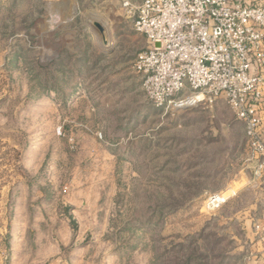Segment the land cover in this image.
<instances>
[{
  "label": "rangeland",
  "instance_id": "374dc122",
  "mask_svg": "<svg viewBox=\"0 0 264 264\" xmlns=\"http://www.w3.org/2000/svg\"><path fill=\"white\" fill-rule=\"evenodd\" d=\"M134 18L0 0V264H264L243 123L223 99L155 106Z\"/></svg>",
  "mask_w": 264,
  "mask_h": 264
},
{
  "label": "built area",
  "instance_id": "2783aa9c",
  "mask_svg": "<svg viewBox=\"0 0 264 264\" xmlns=\"http://www.w3.org/2000/svg\"><path fill=\"white\" fill-rule=\"evenodd\" d=\"M121 1L147 42L133 60L147 98L165 108L223 99L244 125L251 182L264 190V6L242 0ZM222 194L208 196L205 207L221 206L228 199Z\"/></svg>",
  "mask_w": 264,
  "mask_h": 264
},
{
  "label": "crops",
  "instance_id": "0c3cea01",
  "mask_svg": "<svg viewBox=\"0 0 264 264\" xmlns=\"http://www.w3.org/2000/svg\"><path fill=\"white\" fill-rule=\"evenodd\" d=\"M130 2H131V1H130ZM139 2H140V1H139ZM131 3L134 4V5H135V4H136V5L139 4V3H136V2H131ZM247 183H250V180H249V179L247 180Z\"/></svg>",
  "mask_w": 264,
  "mask_h": 264
},
{
  "label": "bare ground",
  "instance_id": "6f19581e",
  "mask_svg": "<svg viewBox=\"0 0 264 264\" xmlns=\"http://www.w3.org/2000/svg\"><path fill=\"white\" fill-rule=\"evenodd\" d=\"M103 34H104V33H103ZM104 36H106V32H105ZM225 194H226V192H225V193H223V194H222V196L224 197V196H225Z\"/></svg>",
  "mask_w": 264,
  "mask_h": 264
},
{
  "label": "water",
  "instance_id": "95a60500",
  "mask_svg": "<svg viewBox=\"0 0 264 264\" xmlns=\"http://www.w3.org/2000/svg\"><path fill=\"white\" fill-rule=\"evenodd\" d=\"M95 26H96L99 30L101 29L97 24H95Z\"/></svg>",
  "mask_w": 264,
  "mask_h": 264
}]
</instances>
